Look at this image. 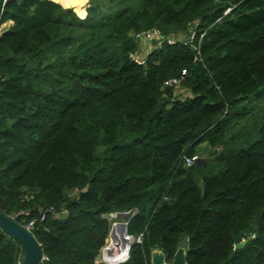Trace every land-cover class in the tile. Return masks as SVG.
Returning a JSON list of instances; mask_svg holds the SVG:
<instances>
[{"label": "trees", "instance_id": "obj_1", "mask_svg": "<svg viewBox=\"0 0 264 264\" xmlns=\"http://www.w3.org/2000/svg\"><path fill=\"white\" fill-rule=\"evenodd\" d=\"M81 2L3 5L0 211L34 221L41 264H102L118 212L121 264L185 238L187 264H264V0ZM22 258L0 228V264Z\"/></svg>", "mask_w": 264, "mask_h": 264}, {"label": "water", "instance_id": "obj_2", "mask_svg": "<svg viewBox=\"0 0 264 264\" xmlns=\"http://www.w3.org/2000/svg\"><path fill=\"white\" fill-rule=\"evenodd\" d=\"M4 3H5V0H0V17H1ZM64 8L68 9L70 7H64ZM137 41H146L152 45L157 44V39H152L151 41H149L145 39V36L143 34L137 37ZM115 217L118 219L126 220L127 213L118 212L116 213ZM54 218L55 219L59 218V214H54ZM128 222L126 220L125 222L121 223L125 227L126 233H127ZM0 228L7 235L13 237L20 244L23 250L22 264H39L40 263V260L42 257V250H41L40 245L36 242V240L33 237V234L30 231L25 229L22 225L18 224L13 218H10L9 216L3 214L1 211H0ZM187 243H188V239L186 238L181 240L178 243L176 252L174 254V257L171 263H167L165 261V255L163 254L161 250L159 249L153 250L151 252V259H150L151 264H187L186 262ZM246 243H247V240H243L240 244L236 245V248L240 249ZM131 245L128 246V253H129ZM127 258H128V254H127Z\"/></svg>", "mask_w": 264, "mask_h": 264}, {"label": "bare ground", "instance_id": "obj_3", "mask_svg": "<svg viewBox=\"0 0 264 264\" xmlns=\"http://www.w3.org/2000/svg\"><path fill=\"white\" fill-rule=\"evenodd\" d=\"M118 229L121 231L119 235L121 239L113 237ZM132 241H134V238L127 235L123 224H115L110 235V241L102 252V260L108 264H120L124 262L127 258L128 246L131 245Z\"/></svg>", "mask_w": 264, "mask_h": 264}, {"label": "rangeland", "instance_id": "obj_4", "mask_svg": "<svg viewBox=\"0 0 264 264\" xmlns=\"http://www.w3.org/2000/svg\"><path fill=\"white\" fill-rule=\"evenodd\" d=\"M83 4H84V8L85 6L88 7V2L86 4V0H82ZM81 2V3H82ZM8 27V23H5L3 25L0 26V35L2 34V31L4 28ZM178 37L176 36H171L169 37V39H172V41L174 40H177ZM180 40H183V41H186V37H180L179 38ZM190 40V39H189ZM160 41V40H159ZM158 41V42H159ZM160 43V42H159ZM138 44H139V48L138 50L136 51L135 54H132V57L134 59H136L137 61H139L140 63H143L144 62V59L146 57V55L148 53H150L153 49V45L146 42V41H138ZM158 44V43H157ZM173 90H174V93L175 95H179V96H184L186 94V92L184 91V89L180 88L179 86L177 87H173ZM204 157H202L203 159ZM128 216V215H127ZM110 220H111V229H110V232H109V235L106 239V243H105V246L102 248V250L100 251L98 257L96 258V262L97 263H102V264H108V263H105L103 260H102V252L105 250V248L107 247L109 241H110V235H111V232H112V228L115 224H118V223H122V222H125L126 220L124 219H118L116 217H112V216H109L108 217ZM121 231L118 229L116 231V233L113 235V237H116L118 239H121L119 238V235H120ZM21 264V263H20ZM121 264V263H120Z\"/></svg>", "mask_w": 264, "mask_h": 264}, {"label": "built area", "instance_id": "obj_5", "mask_svg": "<svg viewBox=\"0 0 264 264\" xmlns=\"http://www.w3.org/2000/svg\"><path fill=\"white\" fill-rule=\"evenodd\" d=\"M196 24L194 23L193 25H192V30H191V32H190V38L191 39H193L195 36H196V32H195V29H196ZM143 35L145 36V39H147V40H149V41H151L152 39H157V41H159V40H162V36L160 35V33L159 32H156V31H152V32H146V33H143ZM140 36V35H139ZM139 36H137V37H139ZM204 36V34H202L201 35V37L200 38H202ZM179 37V36H178ZM168 40H169V42H172V39H169L168 38ZM131 57H132V55H131ZM133 58V57H132ZM134 59V58H133ZM136 60V59H135ZM137 61V60H136ZM139 62V61H138ZM186 72L185 71H183L182 72V75L179 77V78H174V79H171V80H168V81H166L165 83H164V86L165 87H177V86H179L180 87V84L184 81V74H185ZM198 161V159H197V157H193V158H191V159H185V165L186 166H191L193 163H195V162H197ZM23 214H27V212H23ZM110 216H112V217H115L116 216V213H113V214H111ZM128 222V221H127ZM25 229H27L28 231H30L31 233H32V230H33V227H34V221H29V222H27L26 223V225H24L23 226ZM42 257H41V260H40V263L39 264H41V262H42Z\"/></svg>", "mask_w": 264, "mask_h": 264}, {"label": "crops", "instance_id": "obj_6", "mask_svg": "<svg viewBox=\"0 0 264 264\" xmlns=\"http://www.w3.org/2000/svg\"><path fill=\"white\" fill-rule=\"evenodd\" d=\"M52 1H55V0H52ZM58 3H59V2H58ZM86 4H87V0H86ZM60 5H61V4H60ZM61 6H63V5H61ZM63 7H68V6H63ZM70 8H71V7H70ZM86 8H87V7L85 6V8H84V9H85V16H86ZM85 16H84V17H85ZM84 17H83V18H84ZM10 25H11V22L8 23V26H10ZM6 28H7V27H6ZM4 29H5V28H4ZM4 29H3V30H4ZM2 32H3V31H2Z\"/></svg>", "mask_w": 264, "mask_h": 264}, {"label": "clouds", "instance_id": "obj_7", "mask_svg": "<svg viewBox=\"0 0 264 264\" xmlns=\"http://www.w3.org/2000/svg\"><path fill=\"white\" fill-rule=\"evenodd\" d=\"M127 259H128V258H127ZM127 259H126V260H127ZM126 260H125V261H126ZM125 261H124V262H125ZM124 262H122V263H124Z\"/></svg>", "mask_w": 264, "mask_h": 264}]
</instances>
